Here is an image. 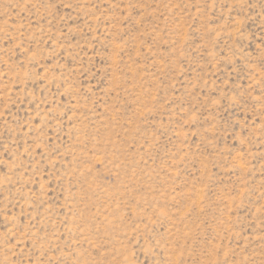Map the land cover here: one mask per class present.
Here are the masks:
<instances>
[{"label": "rangeland", "instance_id": "374dc122", "mask_svg": "<svg viewBox=\"0 0 264 264\" xmlns=\"http://www.w3.org/2000/svg\"><path fill=\"white\" fill-rule=\"evenodd\" d=\"M0 264H264V0H0Z\"/></svg>", "mask_w": 264, "mask_h": 264}]
</instances>
